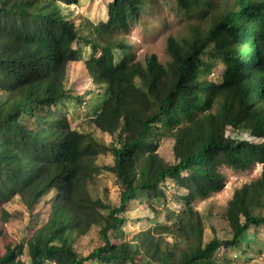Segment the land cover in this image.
<instances>
[{
	"label": "trees",
	"instance_id": "obj_1",
	"mask_svg": "<svg viewBox=\"0 0 264 264\" xmlns=\"http://www.w3.org/2000/svg\"><path fill=\"white\" fill-rule=\"evenodd\" d=\"M151 1L107 0L104 17L76 24L63 6L80 0H0V239L12 197L32 216L50 196L44 222L27 239L7 241L0 264H235L228 249L236 257L247 230L264 225V0H234L222 11L215 0H174L178 13L204 22L166 38L164 63L154 53L136 59L120 37ZM76 61L104 85L100 92L69 89ZM67 99L90 105L88 123L110 142L73 127L60 106ZM166 138L173 162L158 153ZM106 154L112 163L99 164ZM256 164L259 176L227 201L231 236L205 241L193 203L220 191L227 169ZM104 172L119 187L116 203L97 191ZM167 180L181 189L179 210L164 205ZM141 200L151 226L114 240ZM94 225L101 244L82 255L76 239Z\"/></svg>",
	"mask_w": 264,
	"mask_h": 264
},
{
	"label": "rangeland",
	"instance_id": "obj_2",
	"mask_svg": "<svg viewBox=\"0 0 264 264\" xmlns=\"http://www.w3.org/2000/svg\"><path fill=\"white\" fill-rule=\"evenodd\" d=\"M107 0H80L78 5L63 6L65 12L76 24H81L85 17L99 19L104 17L105 4ZM234 5V0H215L214 10L222 11ZM149 11L144 14L139 21L132 24L129 31L120 35L130 45L136 59L143 61L145 55L154 53L160 62L164 63L168 60V55L165 51L166 38L172 36H182L186 34L188 26L194 23H203L204 20H199L196 16L188 17L177 12L174 0H152L148 5ZM82 56L85 58L90 54L89 47L82 48ZM221 66L218 67L214 74L217 79ZM67 86L75 92L83 93L85 90H92L94 94L100 92L103 84H95L89 78L82 61H76L69 64L67 74ZM100 97V96H99ZM74 100L67 99L61 102V110L66 113L76 129L84 132H91L98 140L108 143L112 137L95 129L88 123L89 106L82 108L78 106ZM53 111L54 106L51 107ZM226 134L235 135L234 131L229 127ZM242 138H250L246 135H241ZM159 155L168 162L174 161L172 153V140L162 139L158 148ZM99 164L112 163V156L109 154L100 155L97 158ZM261 171V165L256 164L249 170L232 171L227 169V180L223 188L212 193L209 197L201 200H196L193 205L201 213L204 226V240L207 241L213 236L219 238H229L231 236L230 228L224 218V211L227 201L231 198L233 191L239 188L242 184L250 182L257 178ZM166 196L167 200L164 204L167 208L179 210L182 208V203L177 201L176 194L182 193L181 189L176 192L169 180L166 181ZM96 188L101 197L107 194L111 202L118 201L119 187L116 184L115 177L110 173H101L96 181ZM50 196H46L37 205L36 211L30 216L25 207L21 204L17 196L12 197L4 207L11 212V219L4 225L5 236L4 240L0 239V251L4 249V244L7 241L15 243L20 240L27 239L37 227H39L46 219L45 211ZM264 214V207L262 209ZM127 217L122 230L123 234L117 236L114 240L121 241L130 239L133 234L151 226L150 218L153 217V212L146 205V202L136 203L131 210L124 213ZM158 220L164 221V211L158 215ZM2 225V224H1ZM3 226V225H2ZM170 240V237L167 236ZM244 244H248L245 251L241 248L234 257V247L229 248L231 257L235 259V264H264V225L258 228L251 226L246 234L242 237ZM101 244L98 235V226L94 225L83 236L76 239L75 248L82 254L86 255L90 250ZM233 251V253H232ZM24 258V254L22 256ZM48 264V263H47ZM85 264H98L94 262H86Z\"/></svg>",
	"mask_w": 264,
	"mask_h": 264
},
{
	"label": "built area",
	"instance_id": "obj_3",
	"mask_svg": "<svg viewBox=\"0 0 264 264\" xmlns=\"http://www.w3.org/2000/svg\"><path fill=\"white\" fill-rule=\"evenodd\" d=\"M234 257H235V255H234ZM257 264H261L260 262H257Z\"/></svg>",
	"mask_w": 264,
	"mask_h": 264
}]
</instances>
